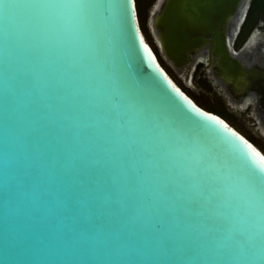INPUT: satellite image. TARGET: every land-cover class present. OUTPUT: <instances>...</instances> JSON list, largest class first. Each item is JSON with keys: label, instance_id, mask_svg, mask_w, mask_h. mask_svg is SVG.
Returning a JSON list of instances; mask_svg holds the SVG:
<instances>
[{"label": "water", "instance_id": "water-1", "mask_svg": "<svg viewBox=\"0 0 264 264\" xmlns=\"http://www.w3.org/2000/svg\"><path fill=\"white\" fill-rule=\"evenodd\" d=\"M238 1L155 19L175 63L208 41L240 101L264 76L224 49ZM143 38L135 0H0V264H264V155Z\"/></svg>", "mask_w": 264, "mask_h": 264}, {"label": "rangeland", "instance_id": "rangeland-1", "mask_svg": "<svg viewBox=\"0 0 264 264\" xmlns=\"http://www.w3.org/2000/svg\"><path fill=\"white\" fill-rule=\"evenodd\" d=\"M159 4L160 0H135L139 26L146 41L156 53L160 64L197 104L221 113L229 124L250 139L264 154V95L260 98L259 92L253 91L251 92L253 98H243L239 101L240 94L232 98L234 95L224 87V82L213 76L212 67L206 59L207 49L203 52H195L193 58L191 56V61L186 64L185 61L179 64L170 59L165 54L166 48L162 42L161 28L156 27L155 13L160 8H157ZM155 30H158V33L160 30V36L156 35ZM253 41L252 37L246 44L249 45ZM195 54H200L198 57L201 59L194 60ZM211 60L214 61L212 56Z\"/></svg>", "mask_w": 264, "mask_h": 264}, {"label": "flooded vegetation", "instance_id": "flooded-vegetation-1", "mask_svg": "<svg viewBox=\"0 0 264 264\" xmlns=\"http://www.w3.org/2000/svg\"><path fill=\"white\" fill-rule=\"evenodd\" d=\"M257 4L259 6H257ZM234 12L232 13L231 18L227 20V22L229 21L228 24L227 22L224 23L220 30V37L223 41L224 49L230 56L241 61L240 66L242 68L245 70L250 69L253 72V76H258V74L261 75L258 76V78L261 79L264 76V0H247L242 18L237 27H235L236 30L232 33V29L234 28L233 19L236 15V11ZM206 25L208 30L204 28ZM206 25L204 27L202 26L206 32L202 31V33L198 35L204 36V38L213 42V26L211 27L210 24ZM226 35L229 36V44H227ZM252 37L254 38V41L247 45L246 43ZM213 47L214 46L211 47L212 51ZM209 48V42L202 41L201 48L198 52H203L205 49H207L208 52ZM210 54L212 55L214 53L211 52ZM199 62H201V60Z\"/></svg>", "mask_w": 264, "mask_h": 264}, {"label": "bare ground", "instance_id": "bare-ground-1", "mask_svg": "<svg viewBox=\"0 0 264 264\" xmlns=\"http://www.w3.org/2000/svg\"><path fill=\"white\" fill-rule=\"evenodd\" d=\"M162 2H163V0H160V4L158 5V7L157 8H159L160 6H161V4H162ZM245 7H246V1L245 0H239L237 3H236V7H235V11H236V15L234 16V19H233V23H234V28L232 29V33L236 30L235 29V27H237V25L239 24V22H240V20H241V18H242V15H243V13H244V10H245ZM235 13V12H234ZM231 18V17H230ZM229 22V21H228ZM228 22H227V24H228ZM152 23H153V20H152ZM233 25V24H232ZM155 26H156V24H155ZM228 26V25H227ZM157 27V26H156ZM204 27V26H203ZM202 27V28H203ZM205 27H207V25L205 26ZM212 27V26H211ZM158 28V27H157ZM209 28V27H208ZM207 29V28H206ZM211 29V28H210ZM208 30V29H207ZM221 30V29H220ZM155 32H156V35L157 36H160V30H159V33H158V30H155ZM223 36V35H222ZM231 37V36H230ZM228 38H229V36L227 37V35H226V41H227V44L229 43V40H228ZM144 39V41L145 42H147L146 41V39H145V37L143 38ZM148 43V42H147ZM148 45H149V43H148ZM212 46H214V45H212ZM226 48H227V46H226ZM212 49V48H211ZM227 52V51H226ZM196 56L194 57V60H199V59H201V57H198L200 54H195ZM212 56V59H214V61H216L217 62V57L215 56V54H212L211 55ZM251 56V55H250ZM192 58H193V55H192ZM212 61V60H211ZM195 62H197V61H195ZM241 62V61H240ZM253 64V63H252ZM248 65V64H247ZM256 70V69H255ZM259 71V70H258ZM261 73H262V71H261ZM168 74V73H167ZM255 74V73H254ZM169 75V74H168ZM259 75V74H258ZM170 76V75H169ZM255 76H257V75H255ZM259 76H261V75H259ZM173 80V79H172ZM174 81V80H173ZM175 82V81H174ZM254 145V144H253ZM255 146V145H254ZM256 148H257V146H255ZM258 150H259V148H258ZM260 152H261V150H259ZM262 154H263V152H261ZM264 155V154H263Z\"/></svg>", "mask_w": 264, "mask_h": 264}, {"label": "trees", "instance_id": "trees-1", "mask_svg": "<svg viewBox=\"0 0 264 264\" xmlns=\"http://www.w3.org/2000/svg\"><path fill=\"white\" fill-rule=\"evenodd\" d=\"M260 4V3H259ZM257 6H259L258 4H257ZM206 110H209V111H212V112H214V113H216V114H218L219 116H221L222 117V115H221V113H219L218 111H216V110H214V109H212V108H205ZM220 111V110H219ZM223 118V117H222ZM224 119V118H223ZM250 140V139H249Z\"/></svg>", "mask_w": 264, "mask_h": 264}, {"label": "snow or ice", "instance_id": "snow-or-ice-1", "mask_svg": "<svg viewBox=\"0 0 264 264\" xmlns=\"http://www.w3.org/2000/svg\"><path fill=\"white\" fill-rule=\"evenodd\" d=\"M221 123H222V122H221ZM225 127H227V126L225 125ZM249 147H251V145H249ZM261 159L264 160V156H262Z\"/></svg>", "mask_w": 264, "mask_h": 264}]
</instances>
